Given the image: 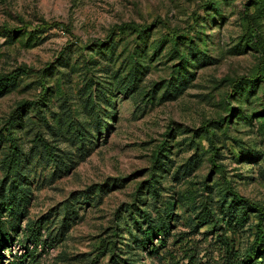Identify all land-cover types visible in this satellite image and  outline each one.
<instances>
[{
  "label": "rangeland",
  "instance_id": "obj_1",
  "mask_svg": "<svg viewBox=\"0 0 264 264\" xmlns=\"http://www.w3.org/2000/svg\"><path fill=\"white\" fill-rule=\"evenodd\" d=\"M2 27L21 31L0 30L1 136L19 104H37L11 129L17 177L0 147L12 238L0 264H223L224 242L249 251L257 214L224 224L246 210L234 195L264 209V0H0ZM156 223L166 235L141 247Z\"/></svg>",
  "mask_w": 264,
  "mask_h": 264
},
{
  "label": "trees",
  "instance_id": "obj_2",
  "mask_svg": "<svg viewBox=\"0 0 264 264\" xmlns=\"http://www.w3.org/2000/svg\"><path fill=\"white\" fill-rule=\"evenodd\" d=\"M51 26H58V24L49 25ZM62 26V25H61ZM123 27L126 28H133L137 29L138 33H147L149 27H143V28H137L134 24H124ZM0 30L8 33H20L21 29H15L10 30L6 29L4 27L0 28ZM109 39V37H108ZM108 39L105 40V42H100L101 45H106L108 42ZM10 79L8 76L0 77V94L4 91V88L9 84ZM264 82V81H263ZM251 83H254V80L251 81ZM254 85V84H253ZM46 94H44V97ZM264 99V98H263ZM37 103L36 102H24L19 104L15 110L12 112L10 116V128L12 129L13 126L17 124V122L22 118L24 112L26 109L33 108ZM263 111H264V100H263ZM8 130V134H6V138L4 136H1L0 134V147L3 144L4 141L9 142L8 147V154L3 158V169L6 174V178H14L19 175L20 172V164H21V151L19 147L16 144V139L12 136V130ZM217 148H214V152L212 154V158H214ZM236 198H238V202L245 207V212L240 215L239 217L235 218L234 220H229V222L233 221L234 226L230 225L229 222L225 223L224 226L228 231H231L232 229L236 228L237 225H242L246 223V220L248 218V212L256 213L257 218V225H256V232L253 236V242L252 245L249 248V251L245 255H240L238 253H235V250L233 247H229L227 242H224L226 245L224 249V263L223 264H264V209L258 205H255L248 201L247 199H244L242 197H238L237 195H234ZM2 203V204H1ZM0 206L3 207H9L7 206L6 201H1ZM208 212H205L203 215H200L198 217L197 223L198 225H204L207 221ZM199 225V226H200ZM168 231V226L165 223H156L155 225L150 226L144 233H143V241L141 242V247L146 248V246H151L152 250H156V246L152 244V241L157 236H165ZM32 237H30L29 242H32L34 246L37 245L38 235L31 233ZM226 240V239H225ZM12 242V238L8 235L6 231L5 225L0 222V250L4 248V246L10 244ZM157 244L160 245V248H163L165 245L164 240L157 239ZM260 258L257 260V258Z\"/></svg>",
  "mask_w": 264,
  "mask_h": 264
}]
</instances>
